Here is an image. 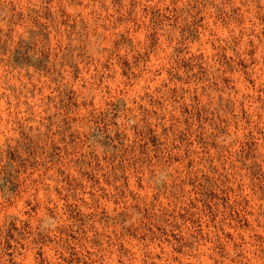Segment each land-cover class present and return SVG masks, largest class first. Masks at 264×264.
<instances>
[{"label":"rangeland","instance_id":"374dc122","mask_svg":"<svg viewBox=\"0 0 264 264\" xmlns=\"http://www.w3.org/2000/svg\"><path fill=\"white\" fill-rule=\"evenodd\" d=\"M0 264H264V0H0Z\"/></svg>","mask_w":264,"mask_h":264}]
</instances>
